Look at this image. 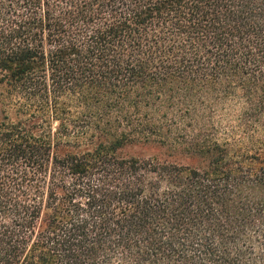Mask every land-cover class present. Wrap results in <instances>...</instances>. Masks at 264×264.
Segmentation results:
<instances>
[{"label": "trees", "instance_id": "trees-1", "mask_svg": "<svg viewBox=\"0 0 264 264\" xmlns=\"http://www.w3.org/2000/svg\"><path fill=\"white\" fill-rule=\"evenodd\" d=\"M0 264H264V0H0Z\"/></svg>", "mask_w": 264, "mask_h": 264}, {"label": "rangeland", "instance_id": "rangeland-1", "mask_svg": "<svg viewBox=\"0 0 264 264\" xmlns=\"http://www.w3.org/2000/svg\"><path fill=\"white\" fill-rule=\"evenodd\" d=\"M122 154L126 157H137V158H149V157H159L162 159L169 158L168 157L169 153L167 152V150L155 144L129 145L123 149Z\"/></svg>", "mask_w": 264, "mask_h": 264}]
</instances>
